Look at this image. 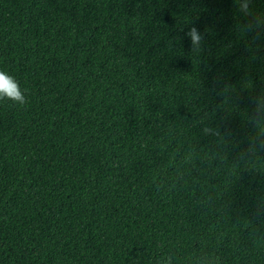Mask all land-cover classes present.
<instances>
[{"label": "trees", "instance_id": "trees-1", "mask_svg": "<svg viewBox=\"0 0 264 264\" xmlns=\"http://www.w3.org/2000/svg\"><path fill=\"white\" fill-rule=\"evenodd\" d=\"M246 21L234 0H0L28 99L0 101V264H264Z\"/></svg>", "mask_w": 264, "mask_h": 264}, {"label": "clouds", "instance_id": "clouds-1", "mask_svg": "<svg viewBox=\"0 0 264 264\" xmlns=\"http://www.w3.org/2000/svg\"><path fill=\"white\" fill-rule=\"evenodd\" d=\"M238 12L245 18L244 30L249 33L253 39L264 36V14L253 12L254 0H234ZM190 41L191 51L199 53L204 44V34L196 26H192L185 33ZM174 40H169V46H173ZM26 90L21 89L19 82L5 71H0V101H11L14 105L24 106L28 103L25 94ZM251 105L250 118L255 125L264 122V93L249 98ZM206 133L211 130L205 128ZM259 145L264 147V139L259 141ZM171 257L163 258L162 264H171Z\"/></svg>", "mask_w": 264, "mask_h": 264}]
</instances>
